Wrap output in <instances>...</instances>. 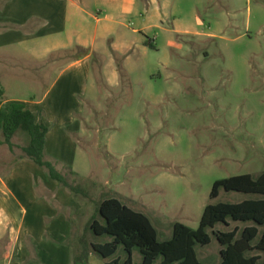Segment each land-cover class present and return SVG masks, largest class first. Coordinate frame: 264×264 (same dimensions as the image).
I'll return each instance as SVG.
<instances>
[{
	"label": "rangeland",
	"instance_id": "rangeland-1",
	"mask_svg": "<svg viewBox=\"0 0 264 264\" xmlns=\"http://www.w3.org/2000/svg\"><path fill=\"white\" fill-rule=\"evenodd\" d=\"M135 1V7L107 15L119 24L118 35L102 43L107 48V40L128 41L133 66L124 68L117 54L114 63L93 57L94 91L75 136L78 155L64 157L73 171L51 162L79 189L72 197L80 229L87 224L81 237L86 246L109 241L87 230L92 219L101 222L96 207L105 199L144 214L162 242L174 223L196 229L209 203L252 198L220 191L210 201L215 181L264 171V0H154L145 13V0ZM26 144L20 131L14 153ZM5 156L12 158L3 148ZM208 233L210 243L194 247L196 258L219 264L220 247ZM89 256L85 264L105 262ZM124 257L118 248L106 261L119 258L121 264ZM140 260L134 249L132 264Z\"/></svg>",
	"mask_w": 264,
	"mask_h": 264
},
{
	"label": "crops",
	"instance_id": "crops-1",
	"mask_svg": "<svg viewBox=\"0 0 264 264\" xmlns=\"http://www.w3.org/2000/svg\"><path fill=\"white\" fill-rule=\"evenodd\" d=\"M84 1L0 0L1 103L23 105L47 127L44 158L57 162L61 170L73 171L64 157L78 155L75 136L94 91L93 57L114 63L112 54H117L124 57V68L133 66L128 41L107 40V48L102 43L109 34L118 35L119 24L107 15L121 7L133 8L136 1ZM153 1L145 0L144 13ZM99 28L103 31L96 36ZM74 47L88 53L65 55ZM114 74L113 69L112 80ZM19 132L12 137L14 147ZM3 148L7 149L0 143V264H72L87 226L83 222L80 229L79 204L45 169L26 158L12 162L20 155L15 148L13 153L7 149L12 157L8 160Z\"/></svg>",
	"mask_w": 264,
	"mask_h": 264
},
{
	"label": "trees",
	"instance_id": "trees-1",
	"mask_svg": "<svg viewBox=\"0 0 264 264\" xmlns=\"http://www.w3.org/2000/svg\"><path fill=\"white\" fill-rule=\"evenodd\" d=\"M144 44L150 49L153 48L149 41ZM64 53L76 57L86 55L88 50L74 47ZM1 96L0 90V143L13 153V135L20 130L28 138L27 146L20 148V155L14 157L12 162L26 158L45 169L50 179L71 194L79 193V189L69 184L54 169L52 163L44 160L47 127L37 122L23 105L2 104ZM220 191L250 195L252 198L235 203H209L203 208L196 229L174 223L170 239L162 242L157 241L156 231L144 214L126 207L118 199H105L96 207V214L101 222L92 219L87 230L96 237L106 236L109 241L86 246L80 240V252L74 257L72 264H85L89 252L104 260V264H120L119 258L106 261L118 248L125 254L121 264H132L134 249L140 255L139 264H153L156 260L157 264H201L196 258L194 247H203L210 243L208 232L220 247L219 264H264V261L260 262L258 255L264 254V171L256 177L244 174L215 181L209 200H215ZM217 225L226 229L230 225L233 227L227 231H215Z\"/></svg>",
	"mask_w": 264,
	"mask_h": 264
}]
</instances>
